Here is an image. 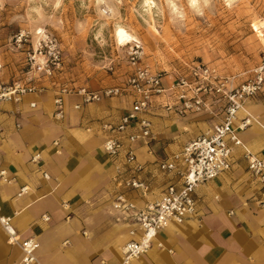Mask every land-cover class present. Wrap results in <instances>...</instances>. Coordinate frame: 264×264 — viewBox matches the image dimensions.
<instances>
[{"label": "crops", "instance_id": "obj_1", "mask_svg": "<svg viewBox=\"0 0 264 264\" xmlns=\"http://www.w3.org/2000/svg\"><path fill=\"white\" fill-rule=\"evenodd\" d=\"M215 67L234 77V84L249 71L223 74ZM130 75L73 89L114 87ZM173 79L163 76V86ZM60 90L39 88L18 101L0 103V170L8 180H0V217L8 218L16 240L8 241L0 223V264H23L20 242L28 239L37 243L40 264H264V181L252 176L243 156L245 148L264 161V88L238 112V118L250 116L251 124L237 131L243 147L234 148L231 169L196 186V215L159 230L150 248L127 262L122 246L138 238L140 230L112 208L115 195L125 193L137 207L158 198L176 177L161 172L157 162L220 123L223 103L178 115L161 106L167 96L156 98L148 114L152 135L147 144H133L142 166L134 171L123 152L112 157L103 150L132 96L86 102L71 91L63 94L58 118ZM130 177L143 181L147 190L122 186Z\"/></svg>", "mask_w": 264, "mask_h": 264}, {"label": "rangeland", "instance_id": "obj_2", "mask_svg": "<svg viewBox=\"0 0 264 264\" xmlns=\"http://www.w3.org/2000/svg\"><path fill=\"white\" fill-rule=\"evenodd\" d=\"M118 27L136 41L119 44ZM135 45L139 66L171 78L198 63L251 69L264 52V0H0V87L112 84L133 73Z\"/></svg>", "mask_w": 264, "mask_h": 264}, {"label": "built area", "instance_id": "obj_3", "mask_svg": "<svg viewBox=\"0 0 264 264\" xmlns=\"http://www.w3.org/2000/svg\"><path fill=\"white\" fill-rule=\"evenodd\" d=\"M47 37L45 34L41 40L44 42ZM49 42V54L52 60H58L56 41L49 39ZM41 49L42 44L39 43L38 50ZM140 58L139 47L132 46L129 59L131 64L135 65L134 71L118 86L104 87L97 91L85 87L75 90L62 88L55 98L54 115L62 117L63 94L71 91L81 94L86 102L98 101L107 96L131 95L133 100L130 108L112 128L114 135L104 141L103 150L112 157L123 152L125 163L132 165L134 171H140L142 166L136 163L133 144L148 143L152 135V122L148 114L154 108L156 98L167 96V99L161 101V106L167 111L173 110L178 115L209 111L215 102H222L224 117L213 128L187 142L179 152L157 162L161 172L176 177V181L170 183L158 198L137 207L125 193L115 195L112 208L124 214L140 230L138 238L131 239L122 246L125 262L145 253L159 230L173 223L181 224L196 215V186L231 169L234 148L243 147L237 131L251 124L250 116L238 118V112L247 99L258 96L264 88V52L259 62L249 69L246 77L238 84H234V77L220 74L215 66L198 63L191 66L185 74L176 76L171 84L165 87L161 74L138 65ZM37 90L35 86L13 82L0 87V103L6 100L18 101L21 96ZM243 149L248 170L254 178L264 181V161ZM37 157L38 155H35L32 160ZM0 180L8 181L4 170H0ZM122 186L141 189L144 192L147 190V185L135 177L124 180ZM24 189L22 188V191ZM260 206L264 208V199L260 200ZM43 218L47 219V216L44 215ZM8 221V218L0 217V223L8 234V241L14 242V232ZM130 233L133 235L134 231L131 230ZM20 247L23 252V264H40L35 256L36 242L24 240L20 242Z\"/></svg>", "mask_w": 264, "mask_h": 264}, {"label": "bare ground", "instance_id": "obj_4", "mask_svg": "<svg viewBox=\"0 0 264 264\" xmlns=\"http://www.w3.org/2000/svg\"><path fill=\"white\" fill-rule=\"evenodd\" d=\"M115 37L119 44H126L132 41H136L135 37L129 34L126 30L121 27H118L115 31Z\"/></svg>", "mask_w": 264, "mask_h": 264}]
</instances>
